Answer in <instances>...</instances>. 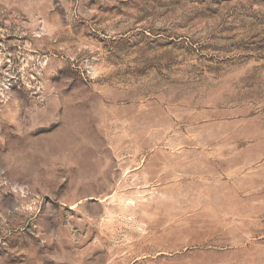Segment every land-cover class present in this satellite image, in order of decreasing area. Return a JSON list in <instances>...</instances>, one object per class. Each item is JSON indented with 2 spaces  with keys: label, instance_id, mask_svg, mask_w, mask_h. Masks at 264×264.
<instances>
[{
  "label": "rangeland",
  "instance_id": "374dc122",
  "mask_svg": "<svg viewBox=\"0 0 264 264\" xmlns=\"http://www.w3.org/2000/svg\"><path fill=\"white\" fill-rule=\"evenodd\" d=\"M0 264H264V0H0Z\"/></svg>",
  "mask_w": 264,
  "mask_h": 264
}]
</instances>
